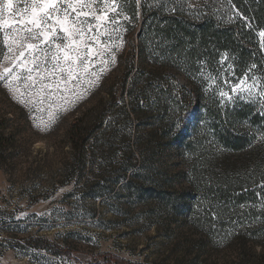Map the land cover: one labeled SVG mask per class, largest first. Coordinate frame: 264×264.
I'll return each instance as SVG.
<instances>
[{
  "label": "rangeland",
  "instance_id": "obj_1",
  "mask_svg": "<svg viewBox=\"0 0 264 264\" xmlns=\"http://www.w3.org/2000/svg\"><path fill=\"white\" fill-rule=\"evenodd\" d=\"M164 1L171 16L196 15L210 2L153 0L150 9ZM132 8L127 1L130 20L107 42L114 58L69 83L75 94L56 91L65 84L50 71L0 81V264L264 263L261 206L221 192V168L232 166L229 157L221 164L213 127L216 108L237 99L218 94L233 95L223 84L228 65H170L159 55L164 44L141 46V10L137 18ZM20 51L0 48V66ZM101 114L103 128L75 165L71 122L95 125ZM262 143L243 154L244 165L263 161Z\"/></svg>",
  "mask_w": 264,
  "mask_h": 264
},
{
  "label": "trees",
  "instance_id": "obj_2",
  "mask_svg": "<svg viewBox=\"0 0 264 264\" xmlns=\"http://www.w3.org/2000/svg\"><path fill=\"white\" fill-rule=\"evenodd\" d=\"M127 1L132 9L137 10L135 0ZM151 2L153 0H141L139 7L141 46L151 39L158 45L164 44L159 55L184 71L200 65L215 68L227 54L225 64L232 65L236 76L241 77L251 65L256 64L259 71L255 75L264 84V67H261L264 66V36L260 35L264 31V0H210L208 9H200L196 15L183 16H171L168 12L170 3L165 4L168 1L157 2L160 6L155 10L150 9ZM231 5L249 17L247 25L236 18ZM127 77L128 73L124 75V84ZM216 109L214 140L223 157L222 166L225 167L227 157L232 166V171L221 168V192L224 195L242 193L237 196L245 200L247 196V200H241L239 204L251 200L264 211V188L261 187L264 185V159L258 164L244 165L242 162L243 154L252 151L258 139L264 142V103L258 107L254 101L238 97L232 106ZM104 116L101 114L95 125L84 123L82 117L71 122L68 138L75 165L82 163L87 146L93 144L96 132L103 128ZM262 144L260 148L264 150ZM114 261L117 264H143L118 258Z\"/></svg>",
  "mask_w": 264,
  "mask_h": 264
},
{
  "label": "snow or ice",
  "instance_id": "obj_3",
  "mask_svg": "<svg viewBox=\"0 0 264 264\" xmlns=\"http://www.w3.org/2000/svg\"><path fill=\"white\" fill-rule=\"evenodd\" d=\"M126 3L127 0H0V42L7 53L14 54L16 50L24 49L15 60L12 56L4 57L12 61V66H0V81L32 80L33 73L50 71L54 79L62 78L65 84L64 89L57 85L56 91H72L75 94V87L67 88L69 83L75 86L80 81L81 72L87 74L90 68H102L114 58V51L107 42L118 38L122 21L130 20L125 15ZM135 3L138 18L141 0H135ZM231 8L236 18L247 25L249 17L243 15L235 5H231ZM260 35L264 36V31ZM25 51L28 58L21 59ZM226 55L219 61L222 66ZM97 60L99 64H96ZM29 63L32 67H27ZM49 64L51 69L48 68ZM17 70L22 71L23 75H14ZM224 71L228 77L223 79V84L231 89L233 95L219 92L222 99L232 102L239 96L247 95L257 102H264V84L255 75L259 71L256 64L251 65L241 77L235 75L232 65H228ZM232 80H236L235 85ZM54 95L55 92H52L47 97L51 103H54L51 99ZM62 99L66 100V97ZM261 187L264 188V185Z\"/></svg>",
  "mask_w": 264,
  "mask_h": 264
}]
</instances>
